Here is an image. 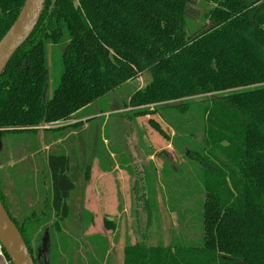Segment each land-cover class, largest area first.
Instances as JSON below:
<instances>
[{
	"label": "trees",
	"instance_id": "obj_1",
	"mask_svg": "<svg viewBox=\"0 0 264 264\" xmlns=\"http://www.w3.org/2000/svg\"><path fill=\"white\" fill-rule=\"evenodd\" d=\"M24 1L0 0V40ZM201 1L209 5L204 13L195 7L198 0H46L0 77L3 137L72 119L150 74L126 106L135 107V117L161 113L177 136L192 142L186 157L197 165L202 233L190 245L128 243L124 264H264V0ZM200 14L204 24L188 32V20ZM54 47L63 69L49 92ZM150 123L170 139L158 121ZM46 168L50 195L40 214L32 208L18 212L21 220L14 217L4 174L0 198L35 263L44 228L51 237L48 264H62L55 263L63 256L60 248L54 252L52 235L72 214L68 200L76 183L66 154H49ZM159 190L147 188L151 211L159 206ZM91 253L90 264H99Z\"/></svg>",
	"mask_w": 264,
	"mask_h": 264
},
{
	"label": "rangeland",
	"instance_id": "obj_2",
	"mask_svg": "<svg viewBox=\"0 0 264 264\" xmlns=\"http://www.w3.org/2000/svg\"><path fill=\"white\" fill-rule=\"evenodd\" d=\"M195 7L204 13L209 5L198 0ZM204 20L203 14L196 20L189 19L187 31L204 24ZM62 69L61 51L51 48L49 92ZM150 78V74H142L67 121L38 127L32 134L23 131L2 137L0 174L7 176L5 182L8 178L13 181L6 193L13 199L9 208L18 220L22 218L18 212L26 214L32 208L40 214L41 205L37 206L43 196L37 191L49 186L44 167L46 155L57 147L69 151L70 174L76 189L69 198L71 216L62 223L61 231L52 235L54 252L60 248L64 258L55 263L78 264L81 260L90 264L86 252L91 251L99 264H124L128 243L179 246L199 241L203 194L196 188L197 165L186 157L192 142L186 144L184 135L177 136L161 113L135 117V107L126 106L129 94L146 85ZM150 108L154 110L153 106ZM86 113L91 114L90 119L81 118ZM151 119L159 122L170 139L153 128ZM27 137L33 141L30 146ZM196 139L201 138L196 135ZM37 142L39 148L32 155ZM23 156L28 160L19 162ZM34 159L38 161L32 167L29 160ZM3 187L6 188L4 184ZM147 188H160L159 206L152 211L146 205ZM48 221L52 224L54 219ZM46 231L40 229L42 250Z\"/></svg>",
	"mask_w": 264,
	"mask_h": 264
},
{
	"label": "water",
	"instance_id": "obj_3",
	"mask_svg": "<svg viewBox=\"0 0 264 264\" xmlns=\"http://www.w3.org/2000/svg\"><path fill=\"white\" fill-rule=\"evenodd\" d=\"M46 0H25L14 23L0 40V77L18 48L29 38L45 8ZM39 127H44L41 125ZM43 253L48 264L50 236L43 237ZM0 244L11 264H36L22 233L0 198Z\"/></svg>",
	"mask_w": 264,
	"mask_h": 264
},
{
	"label": "flooded vegetation",
	"instance_id": "obj_4",
	"mask_svg": "<svg viewBox=\"0 0 264 264\" xmlns=\"http://www.w3.org/2000/svg\"><path fill=\"white\" fill-rule=\"evenodd\" d=\"M46 127H49V126H47V125H45L44 126V128H46ZM26 132H28V131H26ZM31 134V133H30ZM30 137V136H29ZM29 137H27V139H29L28 141H27V143H29L28 144V146H30L31 144H32V142L33 141H31V138H29ZM1 139H2V136H0V149L3 147L2 146V142H1ZM37 140H38V137H37ZM39 148V143L37 142L36 143V147L34 146V151H33V153H32V155H34V153H35V148H36V151L38 150V148ZM51 153H64V154H66L68 157H69V162H70V155H69V151L64 147L63 149L62 148H58L57 147V149H55V150H53L52 152H49L47 155H46V157H45V173L47 172L48 173V170H47V168H46V162H47V156H49V154H51ZM27 156H23V157H21V158H19V162H22V161H24V160H28L27 158H26ZM34 157V156H33ZM32 157V158H33ZM37 161L38 160H36V159H34V160H29V163H30V165L33 167V165L34 166H36V163H37ZM18 168V167H17ZM7 169H8V166H6L5 168H4V170L5 171H7ZM19 169V168H18ZM20 170V169H19ZM18 170V171H19ZM43 170V169H42ZM9 176V175H8ZM4 177H7V176H5L4 175ZM11 183V184H10ZM13 184V181H11L10 180V178H8L7 180H6V182H5V187L6 188H4L3 187V191H4V194L7 196V189H10V188H8V187H10V185H12ZM9 185V186H8ZM50 185V184H49ZM8 186V187H7ZM50 188V186H48V188L46 187L44 190L42 189V188H40V191H37V194L38 195H42L43 196V200H42V203L41 204H39L37 207H39L40 205H41V208H40V212H41V210H43V208H45V206H47V201H48V199H49V192H48V189ZM5 196V197H6ZM6 200L8 201H6L7 202V204L8 203H13V199L12 198H10L9 196H7L6 197ZM68 202L70 203V199L68 200ZM9 205V204H8ZM70 206H71V203H70ZM43 207V208H42ZM53 219H54V221H55V217H53ZM53 221V222H54ZM3 249V248H2ZM5 253V252H4ZM6 254V253H5ZM7 256V255H6ZM8 257V256H7ZM44 253H43V250H42V246L40 247V248H37V252H36V256H35V259H36V261L37 262H39V264H42V259H44ZM4 257L2 256V255H0V264H4Z\"/></svg>",
	"mask_w": 264,
	"mask_h": 264
},
{
	"label": "built area",
	"instance_id": "obj_5",
	"mask_svg": "<svg viewBox=\"0 0 264 264\" xmlns=\"http://www.w3.org/2000/svg\"><path fill=\"white\" fill-rule=\"evenodd\" d=\"M57 123V122H56ZM54 124V123H53ZM0 255L4 257L5 264H11V260L6 256L4 253V250L2 249V246L0 244Z\"/></svg>",
	"mask_w": 264,
	"mask_h": 264
},
{
	"label": "crops",
	"instance_id": "obj_6",
	"mask_svg": "<svg viewBox=\"0 0 264 264\" xmlns=\"http://www.w3.org/2000/svg\"><path fill=\"white\" fill-rule=\"evenodd\" d=\"M85 117H87V119L89 118L88 116H85ZM85 117H81V118H84L85 119ZM4 264H5V262H4Z\"/></svg>",
	"mask_w": 264,
	"mask_h": 264
}]
</instances>
